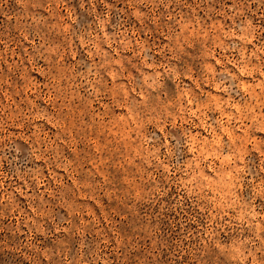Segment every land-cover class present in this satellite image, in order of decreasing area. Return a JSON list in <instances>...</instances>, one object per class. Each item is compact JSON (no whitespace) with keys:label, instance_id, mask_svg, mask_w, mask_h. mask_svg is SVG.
Listing matches in <instances>:
<instances>
[{"label":"rangeland","instance_id":"374dc122","mask_svg":"<svg viewBox=\"0 0 264 264\" xmlns=\"http://www.w3.org/2000/svg\"><path fill=\"white\" fill-rule=\"evenodd\" d=\"M0 264H264V0H0Z\"/></svg>","mask_w":264,"mask_h":264}]
</instances>
